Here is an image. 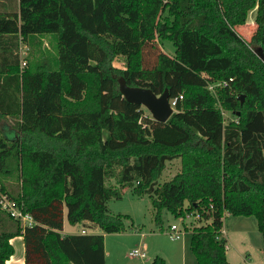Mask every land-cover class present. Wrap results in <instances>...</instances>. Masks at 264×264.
Wrapping results in <instances>:
<instances>
[{
	"label": "trees",
	"instance_id": "obj_1",
	"mask_svg": "<svg viewBox=\"0 0 264 264\" xmlns=\"http://www.w3.org/2000/svg\"><path fill=\"white\" fill-rule=\"evenodd\" d=\"M185 3V6L182 3ZM257 7L250 40L237 27ZM51 36L50 48H41ZM170 39L174 54L159 49ZM33 57L21 67L20 46ZM39 45L37 49H34ZM151 45L154 64L145 62ZM264 0H19L0 11V190L33 218L0 204V264L22 235L25 264H106L101 233H64V212L104 232L125 230L108 179L164 209L205 220L191 232L198 264H231L225 212L254 215L264 249ZM122 57L124 66L114 61ZM131 86L178 98L166 122L128 101ZM232 78V79H231ZM227 81L208 88L210 82ZM182 95V98H180ZM244 96L243 103L241 97ZM224 110L234 114L226 122ZM180 170L160 183L167 161ZM19 189H7V181ZM152 264H167L156 256Z\"/></svg>",
	"mask_w": 264,
	"mask_h": 264
},
{
	"label": "rangeland",
	"instance_id": "obj_2",
	"mask_svg": "<svg viewBox=\"0 0 264 264\" xmlns=\"http://www.w3.org/2000/svg\"><path fill=\"white\" fill-rule=\"evenodd\" d=\"M185 6V3H182ZM257 7L251 9L247 22L237 27L238 32L247 40L256 30ZM41 48H50L53 39L51 36L42 38ZM36 45L34 49H37ZM151 45L145 52V62L148 66L154 64L158 48ZM159 49H163L168 54H174L175 46L170 39H165L158 44ZM32 47L21 43L20 57L29 62L33 57ZM114 64L124 66L122 57H118ZM21 67H26L22 64ZM216 83V82H212ZM221 87V86H217ZM217 90V88H216ZM146 114L151 112L143 106ZM226 122L234 118V114L229 110H224ZM178 161V163L176 162ZM181 168L180 158L167 161L165 169L159 177V182L170 180ZM108 183L115 184L121 189L122 196L113 198L108 202L110 213L123 214L125 230L121 232H104L99 226L92 225L91 222L72 225L67 219V208L64 212L65 230L68 233H78L85 227L90 233H101L105 236L106 264H152L156 256L165 258L167 264H198L195 254L190 249L191 232L200 223L196 216L186 214L187 202L181 214H174L167 209L161 212V221L156 220V209L154 208L149 194L139 196L133 192L135 181L125 185L117 183L115 178L108 179ZM7 189L17 190L18 182L7 181ZM223 227L228 231L227 258L231 264H264L263 235L258 228V221L254 215H234L225 212ZM176 224L182 233L178 237H173L170 227ZM187 226V227H186ZM186 227V228H185ZM17 252H20V244H16ZM135 248H144L146 257L131 256L129 253Z\"/></svg>",
	"mask_w": 264,
	"mask_h": 264
},
{
	"label": "water",
	"instance_id": "obj_3",
	"mask_svg": "<svg viewBox=\"0 0 264 264\" xmlns=\"http://www.w3.org/2000/svg\"><path fill=\"white\" fill-rule=\"evenodd\" d=\"M261 58H264L262 50L257 51ZM120 90L124 97L133 103L145 106L155 120L166 122L174 114L175 110L170 103L168 88L162 94H156L150 87L131 86L124 77L119 78ZM244 96L241 97L243 103Z\"/></svg>",
	"mask_w": 264,
	"mask_h": 264
},
{
	"label": "built area",
	"instance_id": "obj_4",
	"mask_svg": "<svg viewBox=\"0 0 264 264\" xmlns=\"http://www.w3.org/2000/svg\"><path fill=\"white\" fill-rule=\"evenodd\" d=\"M22 64L26 65L27 62L25 61V59H22ZM232 79V78H231ZM227 81H218L216 83H212L210 82L208 84V88L215 92L216 91V87L217 86H222V85H226ZM180 98H182V95H180ZM178 98H170V103L171 106L174 108L175 110V105L177 102ZM0 204L2 206L3 209L7 210L8 212H10L12 215H14L15 217H18L22 220L23 224H32L33 223V218L32 216H30L29 214H24L16 205L15 201L13 199H11L6 193H2L0 190ZM191 214H194L196 216V220L199 221V223H203L206 224L207 222H210V220H205L201 217L200 213L198 212H188L186 214H182L184 217L186 216H190ZM187 227V226H186ZM185 227V228H186ZM170 233L173 237H178L180 235V233H182L181 229L179 228L178 225L176 224H172L170 227ZM221 235L225 236L227 238V231L224 227H222L221 229ZM131 256H140V257H146V251L144 248H135L132 251H130L129 253Z\"/></svg>",
	"mask_w": 264,
	"mask_h": 264
},
{
	"label": "crops",
	"instance_id": "obj_5",
	"mask_svg": "<svg viewBox=\"0 0 264 264\" xmlns=\"http://www.w3.org/2000/svg\"><path fill=\"white\" fill-rule=\"evenodd\" d=\"M0 11L1 12H13L19 11V0H0ZM178 163V161H176ZM180 170V169H179ZM62 232L68 233L65 230V221ZM78 233H90L85 227H82ZM228 231H227V239H228ZM15 247V253L11 256L10 259L6 261V264H25V243L24 237L22 235H18L11 239ZM20 244V252H17L16 244ZM228 247V245H227ZM248 264H251L248 262Z\"/></svg>",
	"mask_w": 264,
	"mask_h": 264
}]
</instances>
